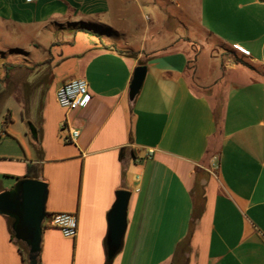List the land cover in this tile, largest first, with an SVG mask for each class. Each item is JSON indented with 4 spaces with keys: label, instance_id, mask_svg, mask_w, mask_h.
I'll list each match as a JSON object with an SVG mask.
<instances>
[{
    "label": "crops",
    "instance_id": "0c3cea01",
    "mask_svg": "<svg viewBox=\"0 0 264 264\" xmlns=\"http://www.w3.org/2000/svg\"><path fill=\"white\" fill-rule=\"evenodd\" d=\"M2 33L15 41L0 50V85L24 99L37 136L0 175L13 187L37 166L46 212L78 220L75 238L43 223L41 264H107L120 191L127 226L110 264H176L181 252L186 264H264V0H0ZM75 78L89 97L67 113L56 91ZM0 264H27L2 215Z\"/></svg>",
    "mask_w": 264,
    "mask_h": 264
},
{
    "label": "water",
    "instance_id": "95a60500",
    "mask_svg": "<svg viewBox=\"0 0 264 264\" xmlns=\"http://www.w3.org/2000/svg\"><path fill=\"white\" fill-rule=\"evenodd\" d=\"M147 66L139 65L134 72L129 96L134 100L139 94L146 78ZM30 131L37 136L35 127ZM130 193L120 191L118 200L110 214L109 251L115 255L121 247L127 226V209ZM48 199L47 183L24 178L11 188L0 192V215L13 220L12 231L16 240L28 248L29 264H38L42 250L43 223L46 219Z\"/></svg>",
    "mask_w": 264,
    "mask_h": 264
},
{
    "label": "rangeland",
    "instance_id": "374dc122",
    "mask_svg": "<svg viewBox=\"0 0 264 264\" xmlns=\"http://www.w3.org/2000/svg\"><path fill=\"white\" fill-rule=\"evenodd\" d=\"M29 36L25 37L26 41L29 40ZM32 38L34 39V37ZM25 40L21 39V42H24ZM14 41L15 40L13 37H7L6 33H2V39L0 40V50L2 53H6L7 45L12 44ZM197 50L198 49H196L194 52H197ZM216 50L218 51L219 55L222 54L226 60L235 61L236 59H240L238 54L230 49L219 47ZM131 54L136 56V53ZM190 54L193 56V53ZM149 56L146 55L143 57L142 61L145 62ZM8 58V54H0V67L1 65H5L7 63ZM63 70L64 68L62 67L60 69V73ZM21 71H24V69ZM2 76L3 75H0L1 80ZM20 81L24 84H27L30 81V78H28L27 74H24V77L20 79ZM12 90H14L12 86L8 88L0 85V134L3 135L0 138V163H5L7 161H18L19 159L24 160L25 156H30L28 153L31 149V143L29 142V136L27 135H30V137H33V135L30 130H28L27 121L25 120L24 114H22L21 104L24 103V99H22L21 96L15 97L11 95ZM6 120L7 125H5ZM62 131L64 130L62 129ZM10 181L11 180L6 178L4 175H0V185H2L3 188L11 189L12 187H10ZM47 219L48 218H46L44 221L45 223L47 222ZM177 261L178 263L176 264H185V254H182L181 252L179 258H177Z\"/></svg>",
    "mask_w": 264,
    "mask_h": 264
},
{
    "label": "built area",
    "instance_id": "2783aa9c",
    "mask_svg": "<svg viewBox=\"0 0 264 264\" xmlns=\"http://www.w3.org/2000/svg\"><path fill=\"white\" fill-rule=\"evenodd\" d=\"M88 97V83L81 78H75L65 82L56 91V102L67 113L80 109ZM79 136L80 132L78 130L69 129V136L66 141H75ZM47 223L49 226L59 229L67 238H75L77 235L78 220L75 214H51L47 219Z\"/></svg>",
    "mask_w": 264,
    "mask_h": 264
},
{
    "label": "trees",
    "instance_id": "16d2710c",
    "mask_svg": "<svg viewBox=\"0 0 264 264\" xmlns=\"http://www.w3.org/2000/svg\"><path fill=\"white\" fill-rule=\"evenodd\" d=\"M77 26V25H76ZM78 28L79 30L81 31H87L89 29V27L86 25V24H80L78 25ZM121 53H125L123 51H120ZM232 53V52H230ZM214 54H217L219 55L218 51L216 50V52ZM222 55V54H221ZM236 62L238 63H241L249 68H251L250 65H248L247 63H245L243 60L241 59H236L235 60ZM190 68L193 69L195 68V61H190ZM141 65H144V64H141ZM5 125H7V120L5 122ZM4 130V128H3ZM3 135L0 134V138L2 137ZM38 176H39V173H38V169H37V166L33 165V164H28V169H27V174L24 176V178H30V179H38ZM17 180H21L20 178H17ZM51 214L50 213H46V218H48ZM8 219V224H9V228H10V232H11V236H12V239L15 240L16 244L18 245L19 247V252L22 256V260L24 263H27L29 264V261H28V248L20 241L16 240L15 238V235L12 231V223H13V220L10 219V218H7ZM191 238V235L188 236V239L186 240V250L189 249V240ZM114 255H112L109 251V247H108V255H107V264H110L112 259H113ZM176 263H178V261H176ZM38 264H41V259H40V256L38 258ZM186 264V263H185Z\"/></svg>",
    "mask_w": 264,
    "mask_h": 264
}]
</instances>
